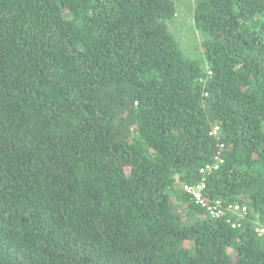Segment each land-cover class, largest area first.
Returning a JSON list of instances; mask_svg holds the SVG:
<instances>
[{
    "label": "trees",
    "instance_id": "16d2710c",
    "mask_svg": "<svg viewBox=\"0 0 264 264\" xmlns=\"http://www.w3.org/2000/svg\"><path fill=\"white\" fill-rule=\"evenodd\" d=\"M175 15L0 0V264H264V0Z\"/></svg>",
    "mask_w": 264,
    "mask_h": 264
},
{
    "label": "rangeland",
    "instance_id": "374dc122",
    "mask_svg": "<svg viewBox=\"0 0 264 264\" xmlns=\"http://www.w3.org/2000/svg\"><path fill=\"white\" fill-rule=\"evenodd\" d=\"M174 1L176 4V15L169 24L170 30L187 54L194 57L200 56V36L195 30L191 18V8L194 0Z\"/></svg>",
    "mask_w": 264,
    "mask_h": 264
},
{
    "label": "built area",
    "instance_id": "2783aa9c",
    "mask_svg": "<svg viewBox=\"0 0 264 264\" xmlns=\"http://www.w3.org/2000/svg\"><path fill=\"white\" fill-rule=\"evenodd\" d=\"M212 168L215 169L216 165H207L202 169H200L199 173L201 175H204L207 171L211 170ZM204 190H205V183L203 180L195 186L183 187V191L195 202V204L205 208L208 211L209 215L213 217H221L224 215L225 211H230L231 213H236V214L245 213L246 211L245 208L240 207L238 205H231L228 206L227 208H223L219 202H216L213 205H208L203 198ZM255 232L258 234H264V230L260 228H257Z\"/></svg>",
    "mask_w": 264,
    "mask_h": 264
}]
</instances>
